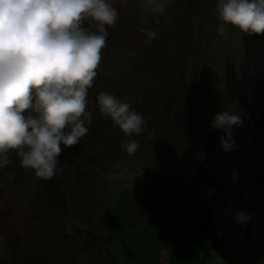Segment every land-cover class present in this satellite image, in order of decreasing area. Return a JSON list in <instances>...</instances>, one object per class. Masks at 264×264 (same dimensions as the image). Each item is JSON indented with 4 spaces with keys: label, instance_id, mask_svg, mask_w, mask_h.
<instances>
[{
    "label": "rangeland",
    "instance_id": "1",
    "mask_svg": "<svg viewBox=\"0 0 264 264\" xmlns=\"http://www.w3.org/2000/svg\"><path fill=\"white\" fill-rule=\"evenodd\" d=\"M142 2L115 0L119 18L88 90L92 122L79 144L63 148L58 174L35 177L14 150L0 167V264H226L207 237L190 243L210 196L192 179L215 114L264 122V34L227 25L220 35L218 0H168L144 23ZM100 92L147 120L131 137L134 155L99 112Z\"/></svg>",
    "mask_w": 264,
    "mask_h": 264
},
{
    "label": "clouds",
    "instance_id": "2",
    "mask_svg": "<svg viewBox=\"0 0 264 264\" xmlns=\"http://www.w3.org/2000/svg\"><path fill=\"white\" fill-rule=\"evenodd\" d=\"M140 6L144 23L148 14H164L168 0H143ZM215 10L220 35L227 25L246 35L264 34V0H218ZM118 18L115 0H0V167L11 163L14 150L35 177L46 181L58 174L63 148L79 144L89 131L88 90L107 28ZM85 20L95 22L94 30L82 26ZM140 31L149 41L157 37L154 30ZM96 104L124 134L121 149L134 155L140 145L131 137L148 123L143 114L111 93L100 92ZM210 126L223 133L217 139L224 153L238 150L235 133L246 126L240 115L222 111ZM251 218L244 209L232 215L245 227Z\"/></svg>",
    "mask_w": 264,
    "mask_h": 264
},
{
    "label": "trees",
    "instance_id": "3",
    "mask_svg": "<svg viewBox=\"0 0 264 264\" xmlns=\"http://www.w3.org/2000/svg\"><path fill=\"white\" fill-rule=\"evenodd\" d=\"M243 119L246 126L235 133L237 151H222L217 139L223 134L220 130L207 135L204 156L192 179L194 187L210 196L200 210L190 243L207 237L210 250L226 264L264 260V122L251 124ZM239 209L251 214L246 227L232 219ZM6 247L4 242L5 251Z\"/></svg>",
    "mask_w": 264,
    "mask_h": 264
}]
</instances>
